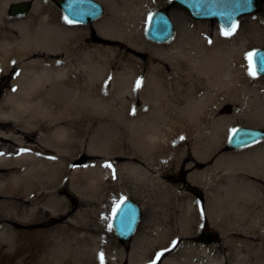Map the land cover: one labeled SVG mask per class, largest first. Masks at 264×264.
I'll list each match as a JSON object with an SVG mask.
<instances>
[{
    "label": "rangeland",
    "instance_id": "374dc122",
    "mask_svg": "<svg viewBox=\"0 0 264 264\" xmlns=\"http://www.w3.org/2000/svg\"><path fill=\"white\" fill-rule=\"evenodd\" d=\"M29 1L32 2V8L27 15L21 17L9 15V5L15 2L13 0L6 6L8 15L0 19V22L5 23L4 25L1 23L0 26L10 30L8 34L12 35L13 41L17 40L18 36L21 37L22 30L19 27L23 25L12 21L28 18V21H31L29 30L39 28V32L43 26L45 27L46 20L43 17L46 16L62 31L63 36L60 39L63 43L71 39L82 40L80 44L90 46L108 43V39L99 35L96 26L110 20L125 33L132 30L138 45L142 46L145 42L153 47L151 51L137 50L126 42L115 41L120 45L124 55L109 54V58L102 65L106 73L110 68L112 74H104L105 92L99 93L95 102L83 94L49 95L44 85L38 87L39 92L33 94L23 107L16 104L25 97L17 94L18 89L15 85V79L22 74V66L41 59L52 62L55 55L37 49L32 55L22 58L12 55L7 57L5 63L7 66L0 72V157L7 159L23 158L27 155L34 157L36 148L39 152L43 150L38 140L39 132L33 128L31 106L42 111L49 106H56V99L63 105L67 101V104H70L67 110L72 108L70 117L84 115L86 119L83 121L81 118L70 119L53 126L58 125L59 128L69 131L71 140L76 143L72 148V152L78 154L75 158H79L76 166L81 165L86 169V173L80 172L76 177L88 180L94 177L97 185L94 183L96 186L92 188L98 194L90 195L84 191L83 195L79 196L64 186L62 194L68 198L69 208L56 212L60 222L55 224L65 225V222H69L75 227L67 233L59 231L62 236L54 242L55 247L54 243L44 246V243L33 237L43 226L24 228L7 222V218L17 219V216L14 218L12 214L21 206L15 204L12 207H0V264H100L98 260L100 252L105 254L106 264H152L160 252H163V255L156 264H264V178H257L256 172L243 169L241 164L240 169L229 173L234 174L235 177L230 176L232 180H236L237 188L223 191L218 187L222 182L221 175L225 173L219 168V161L224 155L239 156L249 148L248 150L253 149L250 151V159L252 157L264 159V140L243 149L227 148L230 129L239 126L264 128V77L257 74L256 77L250 76V79L245 59L247 52L264 47V0L259 11L239 18L234 31L239 36L236 35L231 40L237 47H241L239 50L242 52V62L238 60V63L240 67H245L243 79L247 81L245 91L241 93L243 97L240 101L223 102L220 109L212 115L202 117L198 128H188L189 131L186 133L183 131L182 136L175 137L178 139L176 145H180L181 151L178 152V148L173 149L171 151L173 154L167 157L169 160L166 165L157 163L154 166L146 160L148 158L146 137L151 128L148 125L140 127L133 121L134 118L140 117L136 110L143 107L144 99L140 97L138 88L135 89L134 97L122 93L121 86L116 85V79L122 82V79L129 78L130 81L132 75L137 73V78L145 85L149 84L148 86H150L148 76L152 75H156L159 81L166 80L178 87L182 83H187L189 80L188 75H184L186 72L175 74L173 68L156 53L172 52L175 41L183 37L186 39V36L188 39L186 42L190 47L196 39L197 32H200L204 42L221 38L224 36L223 29L218 22L215 19L193 18L187 9L176 4L174 0H168V4L160 6L150 5V1L141 0L129 9L124 0L109 2L99 0L105 7V13L100 19L90 24H68L64 21L62 10L53 0ZM159 9H167L175 23L174 37L166 43H154L145 36V21L148 15ZM7 23L8 26L5 28ZM240 39L244 40L243 45L239 44ZM216 45L220 48L225 46V43L217 41ZM183 49L187 50L185 45ZM78 63L70 64L73 68L72 73L82 74L88 69L96 70L94 63ZM199 68H193L194 72L201 73ZM225 71L226 69L217 73L216 87L224 84ZM24 79L25 77L20 82H26ZM116 89L118 93L115 92ZM147 89L146 94L142 96L149 97L148 92L153 86L146 87ZM158 89L163 99L169 97L166 87ZM138 99L139 102L136 103ZM83 107L86 112L82 110ZM152 117L160 118L158 114ZM45 123L50 125L46 121ZM217 124H223L224 128H218ZM22 125L27 129L21 128ZM12 130L18 132H11ZM212 132L217 135L216 147L210 155L199 160L195 156L194 145L198 141L201 144L203 141L208 143L207 139ZM18 135L22 136L21 141L15 140L14 136ZM80 143L81 146L78 145ZM167 149L170 151L169 146ZM108 162L111 163V168L103 166ZM126 163L138 165L137 173L128 171L125 168L127 165H124ZM208 170L214 174L212 179H209L212 186L210 191L200 184L201 179L196 175V171L201 173ZM157 174L160 180L166 182L169 190L163 189ZM62 185L58 187L62 188ZM173 188H177L176 192ZM23 189L20 191L18 188L17 193L20 191L19 193L31 198L37 191L31 187ZM242 190L245 194L241 192ZM247 192L251 193L249 197ZM178 194L180 198L176 203L175 198ZM27 196H22V200L27 201ZM34 196L38 197L36 194ZM121 197L134 199L142 206L143 211L135 236L127 242H121L113 228L109 229L112 220L109 218L111 210L114 202ZM2 200H6V197ZM193 202L200 208L196 210L197 212L192 211L194 215L186 222L183 212L177 210V207L193 205ZM207 206L211 208L209 211ZM29 208L33 209L34 206L29 204ZM2 209L6 211L5 215L2 214ZM198 217L201 221L197 224ZM6 224L9 226L5 227ZM11 228L19 231L21 235H13L11 230H7ZM207 230L215 232V242L204 244L199 241V234ZM72 231L73 234H70ZM173 241L176 242L175 247ZM107 244L113 247L111 257Z\"/></svg>",
    "mask_w": 264,
    "mask_h": 264
},
{
    "label": "bare ground",
    "instance_id": "6f19581e",
    "mask_svg": "<svg viewBox=\"0 0 264 264\" xmlns=\"http://www.w3.org/2000/svg\"><path fill=\"white\" fill-rule=\"evenodd\" d=\"M10 1L13 0H0V19L8 15L6 6ZM109 1L110 0H106V2ZM140 1L141 0H124V2H127L128 9ZM147 1H150V5L155 6L168 4V0ZM43 18L46 20L44 24L45 27L43 26L39 32V28L33 31L29 30L31 21H28V18L12 21L13 23H20V25H23L21 26L22 28L19 27L22 30L21 37L18 36L17 40L14 41L12 35L8 34L10 33V30L6 28L8 23L5 26L6 29L0 26V72L7 66L5 63L9 55L22 58L32 55L37 49H40L57 57H54L51 60L52 62L41 59L22 66V74L19 78L15 79V85L18 89L17 94L25 97L24 100L16 103L20 107L27 105V100L33 96V94L39 92L38 87H43L44 85H46L49 95L53 93L76 96L83 94L95 102L99 93L102 94V92H105L103 87L104 84H106V76H104L106 71L102 65L105 64L104 62L109 58V54L112 56L124 55V52L120 49V45L116 44L115 41L126 42L131 48L133 47L137 50L148 49L151 51L153 47L151 44L145 42L142 46L138 45L137 41L134 39L132 30H128V32L125 33L122 29H119L115 22L110 20H106L102 24L96 26L99 35L108 39V43L90 46L84 43L80 44L82 40L76 39H71L67 41V43H63V40L60 39V37L63 36L62 31L56 26L52 19H48L49 17L46 16ZM1 23L2 22H0V24ZM2 24L4 25L5 23ZM235 36H239L237 32H234L231 36L216 38L210 43L202 41L200 32H197L195 35L196 39L192 42L193 44H190V47L186 42V36V39L183 37L175 41L172 46V52H164L162 50L163 52L156 53V55L160 54L159 56L173 68L174 73L176 72L178 74L181 71L186 72L184 75H188L189 81L185 84L182 83L179 87L174 83H168L165 79L164 82L159 81L156 75H152L151 77L148 76V78H150L148 80L150 81V86L140 81L136 76L137 73L132 75L133 78H131L130 81L129 78L122 79V82L116 79V85L118 87L121 86L120 89L122 93H128L131 94V97H134L136 93L135 89L138 88L140 97L144 99L143 107L136 110L137 113L140 114V117L134 118L133 121L140 127L148 125L149 128H151L148 137H146V151L148 153V158H146V160L149 164L153 166L157 163L166 165L169 160L167 157L173 154L171 153L173 149L175 150V148H178V152L181 151L180 145H176L178 139L175 137L182 136L183 131L185 133L189 131L187 130L188 128H198L202 117L212 115L216 110L220 109L223 102L227 100L240 101L243 97L242 94L245 91L247 81L243 79L245 67H240L238 63V60L242 62V52L239 50L241 47H237L236 44L231 42ZM217 41L225 43V46H220V48H218L216 45ZM243 43H245L244 40L240 39L239 44L243 45ZM184 45L187 50L183 49ZM128 58L129 56H127V59ZM77 62L82 64L94 63L96 70L91 71L88 69L87 72L82 74L79 73L80 75L72 73L73 68L70 64H77ZM198 67H200L201 73L194 72L193 68L196 69ZM224 69H226L224 84L216 87V75ZM246 69L248 70V66ZM110 71L111 69L109 68L107 73L112 74ZM53 72H55L54 75L52 74ZM232 75H234L233 78ZM24 77L26 82H20ZM134 77L135 80H133ZM137 81H140L139 87H137ZM152 86L153 89L148 92L149 97L142 96L148 91L146 87L151 88ZM163 86L168 90L169 96L166 99L164 98L165 100L160 96V91L158 89ZM115 92L118 93L119 91L116 89ZM8 99L10 98L8 97ZM216 99H218V101H216ZM55 101L56 106H49L42 111L35 106H31L33 128L36 129V132H39L38 140L43 150L39 152L38 148H36L34 157L29 155L17 159L0 157V207H12L15 204L21 206L16 213L12 214L14 218L17 216V219L12 220L11 218H7V222L9 221L14 226L24 228L43 226L39 228V232L33 237H35L37 241L44 243V246L58 241L62 236L59 231L67 233L75 227L69 222H65V225L55 224L60 222V219L56 217V212L59 210H68L69 208L68 198L62 194L64 186H67V189H70L73 193L75 192V194H79V196H82L84 191L90 195L98 194L95 193L97 191L92 188L97 185L94 182V177L90 180L76 177L80 172L86 173V169L79 164V166H76V162L79 158H75L78 155L76 154L77 152H72V148L76 143L71 140L69 131L59 128L58 125L56 127L53 126V124L64 123L70 119L81 118V121H83L86 117H84V115L77 118H74L76 116L70 117L72 115V108L67 110L70 104H67L66 101L63 105L59 99ZM138 102L139 99L136 100V103ZM95 108L99 109L96 106ZM82 110L86 112L84 107ZM154 114H158L160 118L157 119L152 117ZM45 121L50 125H47ZM31 127L32 126H30V128ZM21 128L27 129L23 127V125ZM218 128H224V125L220 124ZM18 131L20 132L21 130L19 129ZM18 131L12 130L11 132L15 133ZM29 134L31 135L32 132H29ZM216 136L214 132H212L209 139H207V141H209L208 143L203 141V144H201L198 141L197 144L194 145V153L199 160H202L203 157L206 158L214 150L216 147ZM14 137L16 141L22 140V136L20 135ZM78 145L81 146L82 144L80 143ZM168 146L170 151L167 149ZM248 149L241 152L242 155L234 156V154H226L220 159V171L225 172L221 175L223 176L221 179L222 182L218 184L221 190L227 191L230 188H237L238 185L236 186V180H232V177H235L234 174L229 173L233 170L236 171L240 169L241 164H243V169L256 172L258 174L257 178H264V159H258L256 157L255 159L253 157L250 159V151L253 149ZM237 162L238 164H236ZM124 165H127L125 168L133 174L137 173L139 168V166L135 164L126 163ZM211 173V170L201 173L196 171V175L201 179L200 184L208 191L212 188L209 179H212V175L214 174ZM156 176L159 179V175L157 174ZM94 183L96 185H94ZM159 183L162 185L163 189H170L165 181L160 180ZM60 184H63L62 188L58 187ZM26 187H31L34 191L40 190L38 192L35 191L38 197L34 198L35 194H33V198H31L26 194L19 193ZM18 188L20 191L17 193ZM173 189L176 192L177 188ZM241 192H243V190ZM243 193L245 194V192ZM247 195L249 197L251 193L247 192ZM22 196L28 197L27 201L34 206L33 209L29 208L27 201L22 200ZM5 197L6 200H2V198ZM179 198L180 195L178 194L177 198H175L176 203L179 201ZM199 208L200 207L193 202V205L178 206L177 210L179 209L183 212L184 221L188 222L194 215L193 212H197L196 210ZM210 209L211 208L207 206V211ZM1 211L2 214L5 215L6 211L3 209ZM210 217L214 219L213 216ZM200 221L201 219L198 217L197 224ZM8 226L9 225L6 224L5 227ZM46 226L51 227L44 228ZM7 230H11L15 236L21 235V233L14 230V228ZM74 231L70 232V234H73ZM113 244L114 246L116 245L115 243ZM55 245L56 243H54V247ZM107 247L110 250H108L109 257H111L113 254L111 249H113V247L108 244ZM110 261H112V259H110Z\"/></svg>",
    "mask_w": 264,
    "mask_h": 264
},
{
    "label": "water",
    "instance_id": "95a60500",
    "mask_svg": "<svg viewBox=\"0 0 264 264\" xmlns=\"http://www.w3.org/2000/svg\"><path fill=\"white\" fill-rule=\"evenodd\" d=\"M59 5L63 14L69 19L78 20L80 24H90L100 19L105 13L104 4L99 0H84L82 3H73L72 9L79 13L72 15L69 11L70 0H53ZM176 4L188 10L190 15L198 20L215 19L224 31L235 29L241 16L259 11L263 0H174ZM30 11L28 1L15 2L10 5V13L13 16L27 14ZM154 20L157 21L145 36L154 43H166L172 40L175 34V23L167 9H159L153 13ZM264 56V47L257 48ZM259 69L260 65L257 64ZM264 77V71H258ZM244 131L240 136L230 138L227 141V148L234 150L246 147L264 139V128L253 126H239ZM197 191V190H195ZM124 208L126 214L116 219H112L111 225L115 235L121 242L131 241L135 236L142 220V206L134 199H125ZM216 234L213 230L203 231L198 239L201 243L209 244L215 242Z\"/></svg>",
    "mask_w": 264,
    "mask_h": 264
},
{
    "label": "snow or ice",
    "instance_id": "6c2138e0",
    "mask_svg": "<svg viewBox=\"0 0 264 264\" xmlns=\"http://www.w3.org/2000/svg\"><path fill=\"white\" fill-rule=\"evenodd\" d=\"M84 2V0H70V5H69V11L72 12V15L74 16H78L79 13L76 12L75 10L72 9L71 5L73 3H82ZM64 21L68 24H74V23H78V20H73V19H69L68 16L64 17ZM155 23H157V21L154 20L153 14H149L145 24H146V31H148L149 28H151ZM235 31V25L233 24L231 27V30L228 31H222V35L224 36H231ZM211 43V41H209ZM245 59L248 63V74L252 77H256L258 74V71H264V56H262L260 54L259 50H252L249 51L245 54ZM14 63V62H13ZM259 63L260 67L258 69L257 64ZM19 73H17L18 75ZM140 85V81H137V87H139ZM13 91H15V89H13ZM243 129H239V128H232L230 129L229 132V138L230 140L233 138H236L238 136H240V134L243 132ZM184 137H180V139H183ZM104 167H108L111 168L112 165L110 162L105 163L103 165ZM126 201L124 197H121L120 200L115 201L114 202V206L111 210V216L109 217L110 219H116L122 215L126 214V209L124 208ZM201 215L203 216V210L201 209ZM112 225H109V229H111ZM176 242L173 241V247H175ZM167 251V249L165 250ZM163 255V252L157 253L156 259L152 262V264H156V261H158L160 259V257ZM98 260L100 262V264H106L105 262V254L103 252H100L98 254Z\"/></svg>",
    "mask_w": 264,
    "mask_h": 264
},
{
    "label": "flooded vegetation",
    "instance_id": "af4514ba",
    "mask_svg": "<svg viewBox=\"0 0 264 264\" xmlns=\"http://www.w3.org/2000/svg\"><path fill=\"white\" fill-rule=\"evenodd\" d=\"M32 6V2H30V7Z\"/></svg>",
    "mask_w": 264,
    "mask_h": 264
}]
</instances>
